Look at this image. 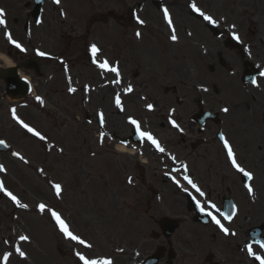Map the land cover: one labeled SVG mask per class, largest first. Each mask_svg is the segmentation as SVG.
Instances as JSON below:
<instances>
[{"label":"rangeland","instance_id":"rangeland-1","mask_svg":"<svg viewBox=\"0 0 264 264\" xmlns=\"http://www.w3.org/2000/svg\"><path fill=\"white\" fill-rule=\"evenodd\" d=\"M118 1L119 3L116 0H109L104 4L103 0H62V4L66 3L62 7L69 10L65 19L58 15V11L62 10L61 5H58L57 10L56 8L52 10V4H48L45 7L44 23L39 26L43 31L42 42L48 45L43 47L44 49L64 55L70 58L74 65L84 66L88 71L86 78L79 81L80 85L91 83L88 84L91 85V89L86 91L90 95L82 93L81 90L70 96L66 91L65 94L62 92L65 87H57L54 84L53 95H46L47 108L53 111L49 114L42 112L44 109L36 100V95L28 96L20 102L7 98L4 94V83L0 81V137L12 145V151L1 154V162L6 167V172L1 178L6 187L17 193L21 202L29 206L28 209H20L8 197L4 196L0 199V264H4L2 261L5 252L13 253L8 264H81L75 255L76 252H85L90 259L109 258L113 264H137L145 258L144 254L153 251L158 242L152 240L153 243L143 242L148 240V231L153 224L152 217L149 220L144 215L143 209H138V215L133 217L135 200L138 199L140 203L145 204L144 195L147 194L148 208L154 214L164 212L178 216L184 211L189 212L183 206L185 201L183 196L174 194L169 184H165L169 187V192L166 196L162 194V201H154L151 188L149 192L144 190L152 183L158 184L160 177L149 168L139 173L131 158L117 156L110 146L98 144L95 114L101 107L108 117L107 107L115 115L116 120L112 119V124L108 121L110 130L116 128L118 132L123 122L119 113L112 108L110 95L106 93L105 103L100 100V91L95 88L100 79L99 72L91 64L89 65L87 53L86 57L81 54L83 48L86 50L87 33L93 30V34H98L99 28L102 27L99 23L92 27V17L105 11V7L119 6L120 9L128 2L136 5L135 2L146 1L141 14L148 21V26H143L141 29L143 33L141 40L133 37L134 30L130 32L132 37L124 36L126 32L124 31L116 39L112 37L117 49H111L107 45L109 53L113 58L121 59L128 70L132 68L134 62L156 65L157 61H160L161 69H164L162 64L174 58L171 49L173 42L169 41L168 30L159 9L151 2L152 0ZM184 1L175 0L176 9L179 10ZM212 1L202 0L209 7H215L216 12L225 15L227 20L237 23L243 21L241 12L253 11L256 14L262 12L263 0H215L217 4H213ZM0 2L8 9L10 28L14 34L24 37L23 25L30 17L32 0H0ZM175 13L179 22L177 11ZM185 17L188 18L187 14L182 16ZM31 23L35 26L32 20ZM39 41L41 42L40 38ZM5 42L0 33V52H7ZM42 65L47 72L56 68V63L51 61L42 62ZM198 66L202 69L201 63H198ZM54 81L57 83L63 81L61 73L55 75ZM173 83L175 81L171 82ZM144 87L145 85L142 88L138 87V90H143ZM84 95L88 96L85 101ZM130 98H140V95L136 94ZM12 108L16 109V114L26 123L46 133L48 149H45L44 143L38 142L30 133L17 125L11 116ZM134 108L132 106L131 111H134ZM140 109L139 105L137 111ZM87 116L93 122L91 127ZM146 122L158 129L173 147L175 140L171 138L170 133L159 129V120L156 117L149 115ZM223 127L232 134L247 163L258 169V199L254 202L244 196L234 176L229 174L224 165L217 160L216 146L212 140L193 153L195 161L200 160L199 176L210 190L219 196L225 190L220 186V180H225L226 185L232 188L242 205V216L245 219L250 218L253 223L264 222V219L259 218L258 211L259 207H264V150L255 142L258 139V126L245 124V129H240L232 120H226ZM61 148L64 149L63 153L60 152ZM13 151L19 152L28 163L25 164L12 156ZM205 162L210 166L208 174L204 171ZM39 169H44V172L41 173ZM128 175L132 176L131 184L126 179ZM53 183H60L63 187L60 198L55 196L51 187ZM41 202L59 212L68 222L70 229L88 241L92 249H85L75 241L62 238L50 214L38 211L37 205ZM21 235L29 236L30 241H20ZM212 237L210 230L198 228L190 231L184 225L173 239L177 250L176 263L207 264L206 255L214 251L224 264H255L248 258L245 259L242 252H230L233 244L231 241L225 239L217 241ZM4 241L8 243L5 244ZM243 243L241 242V245ZM134 245L144 252L141 253V257H134L133 251L137 249L132 247ZM16 246L26 252L27 259L15 253ZM121 248L124 249V255L120 253Z\"/></svg>","mask_w":264,"mask_h":264},{"label":"snow or ice","instance_id":"snow-or-ice-1","mask_svg":"<svg viewBox=\"0 0 264 264\" xmlns=\"http://www.w3.org/2000/svg\"><path fill=\"white\" fill-rule=\"evenodd\" d=\"M61 0H54V3L56 4H60ZM189 7L192 9L193 12L198 13L205 21H207L209 24H216L217 21L215 19H213V17L211 15L206 14L204 11H202L195 2L191 3L189 5ZM5 16H6V12L4 9H0V25H6V20H5ZM163 18L164 20L167 22L169 28H171V36L170 39L173 42H176L178 40V36L176 35V29L173 26V20L170 16V13L168 11V8L165 7L163 8ZM137 22L139 24H144V21L141 20L138 16H137ZM235 27V25H233V28ZM7 39L9 40V42H11L16 48L20 49V51H26V49H24L22 47V45L17 42L16 40H14L12 38L11 33H5ZM136 36L137 38H139L141 36V33L139 31L136 32ZM233 37L234 39L239 40V36L236 35L235 33H233ZM91 51L93 56L95 57L96 54L99 52V49L97 48V46L95 44H93L91 46ZM37 55L39 56H46L48 55L46 52L37 50ZM93 63H97V61L94 59ZM99 68L101 69H105L111 72H114L116 74L117 77L120 76L119 70L116 67H109L108 61L105 60L101 63H98L97 65ZM261 76H264V71H262L260 73ZM114 83L119 84L120 80L116 79L114 81ZM252 83L255 85L256 84V80L253 79ZM88 86L85 85V90H87ZM68 91L71 93H75L77 91L76 88L73 87H69ZM204 91H207V89H204ZM126 93H132L133 92V88L131 85H129L126 89H125ZM36 100L43 105L44 101L41 97L37 96ZM115 105L116 107L121 111L124 112L125 109L123 107L120 95L117 94L115 96ZM147 108L149 111L154 110V106L152 104H148ZM223 112L227 113L229 111V109L227 107L222 109ZM11 115H12V119L16 121V123L22 128L24 129L27 133H30L33 137L37 138L39 141H44L47 142V137L42 134L40 131H38L36 128L30 126L28 123H26L23 119H21L17 114H16V109L12 108L11 109ZM98 119H99V124L100 127L103 128L105 125V117H104V113L100 112L98 113ZM89 123H91V121H89ZM127 123L132 126L135 130V133L138 137V139L140 140H146L147 142H149L152 146L155 147V149L160 152V153H164L165 149L163 147H161L160 143L155 139V137L150 133V132H145L141 130V124L140 121H138L137 119L133 118L132 116H129L127 118ZM172 125L174 127H179V125L176 124V122L173 120L171 121ZM100 143L102 144L105 138V133L104 132H100ZM220 139L223 141V146L224 148L227 150V158L230 161L231 167L233 169H235V171L237 173H240L243 175V177L247 178V181H252L254 179V175L251 171H247L244 167L241 166L240 163H238L237 161V157L236 154L231 146V144L229 143V141L224 137L223 134H221ZM0 147L2 148H8L9 145L4 141V140H0ZM64 149L61 148L60 152L63 153ZM12 156L18 158L19 160H21L23 163L27 164L28 161L25 159L24 156H22L19 152H12L11 153ZM93 155H95L93 153ZM175 159V158H173ZM185 170H187V167L185 166ZM39 171L41 173L44 172V169H39ZM0 172H6L5 166L3 164H0ZM184 179L187 181V183L191 186L192 189L195 190L196 193L199 194L200 197H205L206 193L201 190V188L188 176H185ZM132 178L129 177L128 178V183L131 184ZM177 183V185H179V181H175ZM52 189L55 192V196L57 198H60L62 196L63 193V187L60 183H53L51 185ZM244 187L246 188L247 192L251 195L254 191L252 184L251 183H245ZM185 192L188 191L187 188L184 189ZM0 192H2L6 197H8L12 203L20 208V209H28V204L26 203H22L21 200L17 197V195H14L11 191H9L5 185L3 181H0ZM191 195V193H189ZM195 199V197H194ZM196 206L199 209L200 212L204 213L207 216L211 217V220L213 223H215L217 225V227L220 229V231L224 234V235H236L235 232H231L229 231V228L225 227V225L221 222V219H218L217 216L221 217L223 220L226 221H232L233 217L236 215L237 213V209L236 206L233 205V209L231 212H223L221 211L220 208H218L214 203H212L210 200L207 202V207L208 211H206L205 206L201 203L200 200H196ZM37 209L40 213H49L50 217L55 221L56 226L59 228V231L63 234V236L66 239H69L71 241H75L76 243L83 245L85 248H91L92 245L87 243L84 239H82L80 236L74 234L72 232V230L70 229L69 224L65 221V219L62 218L61 214L57 211H55L52 208H49L48 205L44 204V203H40L37 205ZM215 213V214H214ZM20 241L22 242H28L30 241V237L27 235H21L19 237ZM5 244L8 243V241H4ZM247 248V252L248 255L250 256H255L256 260L260 261V264H264V257H261L260 255H256L253 252L252 249V245H246ZM260 248L264 249V242L260 243ZM15 253H17L21 258L23 259H27V254L26 252H24L23 250H21V248L19 246H16L14 249ZM13 253L12 252H5L3 254V262L4 264H8L9 258L11 257ZM75 255L78 257L79 261H82L83 264H113V261L110 259H105V260H95V259H89L87 258L85 255H83L81 252H76Z\"/></svg>","mask_w":264,"mask_h":264},{"label":"flooded vegetation","instance_id":"flooded-vegetation-1","mask_svg":"<svg viewBox=\"0 0 264 264\" xmlns=\"http://www.w3.org/2000/svg\"><path fill=\"white\" fill-rule=\"evenodd\" d=\"M256 27V25H255ZM259 36H260V29L259 28H252V26H250L249 28L246 29V34H245V40L246 42H248L252 48L254 49L257 46V43L259 41ZM245 49V48H243ZM257 56L255 55L254 51L251 50L250 52H247L246 50H244L243 55L237 53L236 56H232V60L234 63V66H245L247 65L249 62H253V60H256ZM255 89V88H254ZM246 98L249 99V97H251L252 101L254 103L257 102H264V95L262 94H256V92H254L251 95H245ZM160 100L157 99L156 103H158ZM163 101V99H162ZM163 102H165L166 104H168L167 100H164ZM248 102V101H247ZM180 106L182 107L183 112L185 113V115L188 117L190 124H191V129L194 130V128H192L193 125V116L196 112L197 106L195 105V101L193 100V98L190 97V95H186L184 100L181 101ZM251 111V116H257L258 118L255 120H252V118H250V121L253 122H258L260 125V131H261V140L264 142V107L259 106L258 108H256L255 106L250 107L249 109ZM198 132L201 133L202 129H198ZM184 142H186V139H183ZM191 147L194 146V144L191 142L190 143ZM187 146H184V148H186Z\"/></svg>","mask_w":264,"mask_h":264},{"label":"bare ground","instance_id":"bare-ground-1","mask_svg":"<svg viewBox=\"0 0 264 264\" xmlns=\"http://www.w3.org/2000/svg\"><path fill=\"white\" fill-rule=\"evenodd\" d=\"M0 60H2L4 62V64H6V66L11 67L12 65H14V62L2 53H0ZM118 147H119V149H121L123 151H128L127 148H125L124 146L119 145ZM130 152L134 153V151H130Z\"/></svg>","mask_w":264,"mask_h":264}]
</instances>
